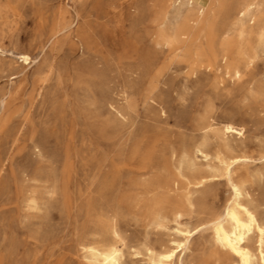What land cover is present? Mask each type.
Returning <instances> with one entry per match:
<instances>
[{"label":"rangeland","instance_id":"rangeland-1","mask_svg":"<svg viewBox=\"0 0 264 264\" xmlns=\"http://www.w3.org/2000/svg\"><path fill=\"white\" fill-rule=\"evenodd\" d=\"M244 1L259 17L249 35L230 11L242 0H0V264H85L89 244L119 248L124 264L236 263L204 223L175 260L158 262L155 252L183 236L172 217L147 224L132 183L158 172L131 169L183 150L207 169L216 146H203L207 159L193 152L201 122L230 123L241 131L227 136L233 154L250 156L244 200L264 222V0ZM207 53L254 58L232 75L219 60L209 72ZM51 64L38 87L36 75ZM169 168L161 175L172 179ZM218 179L206 188V211L229 196ZM181 190L162 194V203ZM187 218L182 225L192 227Z\"/></svg>","mask_w":264,"mask_h":264},{"label":"bare ground","instance_id":"bare-ground-1","mask_svg":"<svg viewBox=\"0 0 264 264\" xmlns=\"http://www.w3.org/2000/svg\"><path fill=\"white\" fill-rule=\"evenodd\" d=\"M199 3L201 2L199 1ZM254 6L255 4L253 2H245L242 0L238 8L229 9L231 12L236 13L237 21L240 23L239 32L241 35L251 34L255 27L257 28L258 26L259 17L256 13L257 9L256 11L253 10ZM202 10L203 9H201L200 12H202ZM245 17H247L246 22L243 20ZM69 25L70 23L56 28L52 32L51 38L55 37L57 33L67 29ZM262 32L264 40V26ZM19 57L22 59L21 62L30 60V56L27 53H20ZM203 57L205 60L204 67L207 68L209 72L214 68H218L219 60L223 62L220 68H222L225 73L239 75L242 66L246 67V63L243 62L246 61L248 63L252 61L254 53H221L220 55L218 53H207ZM45 70L46 71H43L42 69L36 75L35 83H38V87L40 88H44L46 85V81L49 79L52 72V64L48 65ZM43 72L46 74L41 76ZM21 88L22 87L19 85L12 93V96L20 92ZM35 90L37 91V89ZM10 100L12 101V99ZM1 105L6 106L3 104V101ZM208 119L209 118H207V120ZM4 120H6V118ZM208 121L203 118L201 122V129H203L202 140L198 144H195L193 152H198L207 159V154L202 150L203 146H206L209 142L215 144L216 148L213 154V166L210 165L207 169L201 168L191 158L190 154L192 152L190 153V151L183 150L179 157H177L174 151L171 152V156H174V161L171 159V161L168 162L162 161L152 168L148 165H143L131 169V172L138 176L149 174L153 172L154 169L158 172L154 177L139 178V180H135L132 183L135 189L134 193L138 196L137 199L139 201H145L142 207L148 218L147 224L165 226V222L168 218L172 217V221L176 223L174 227L175 232L183 236L181 240H170L160 251L155 252L156 260L161 263L171 262L173 258L175 260L177 251H185V249H187L189 237L198 226L204 223L210 227L212 241L217 246L220 254L229 255L233 258L235 257V264H264V222L257 218L254 211L244 200V198L247 197L251 198L249 189H246L244 186V181L249 175L247 158H250V156L245 154H233L234 148L227 138L228 134L232 135V132L240 134L241 131L238 129L239 127L236 128L230 123H224L220 127L212 128L211 123L214 121L211 120V123ZM6 122L7 121H5V123ZM257 158H264V153ZM169 166H172V179L165 175H169ZM219 170H221V173L217 174L216 171ZM164 171L165 174L161 175ZM255 174L261 177L263 171L258 170ZM175 176L184 177L185 180L182 181ZM219 176L222 177L229 186V196L226 198L221 209L216 208L206 211L208 210L206 201L208 195L211 193V191H207L206 188L218 184ZM174 188H182V190L173 200L170 199L171 197H167V201L165 199L166 204L162 203L161 195H169L170 191L175 192L176 189ZM175 194L176 193H174V195ZM204 213H208V215L203 217L202 214ZM183 215L188 217L186 222L189 224L192 223V227H189L187 224H184V226L182 225L180 218ZM193 218L196 220L193 221ZM252 246H254V248ZM224 260V258H221L220 262L224 263ZM177 263L183 264V259L181 257L177 258ZM85 264H124V262L119 248L98 247L89 244L86 247Z\"/></svg>","mask_w":264,"mask_h":264}]
</instances>
